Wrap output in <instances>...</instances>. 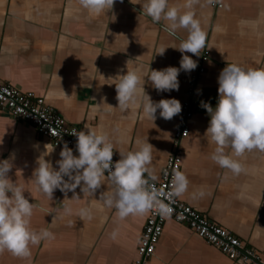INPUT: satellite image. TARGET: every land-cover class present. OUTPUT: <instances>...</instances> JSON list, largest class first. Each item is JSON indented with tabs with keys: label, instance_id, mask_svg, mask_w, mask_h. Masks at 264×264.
Instances as JSON below:
<instances>
[{
	"label": "crops",
	"instance_id": "crops-1",
	"mask_svg": "<svg viewBox=\"0 0 264 264\" xmlns=\"http://www.w3.org/2000/svg\"><path fill=\"white\" fill-rule=\"evenodd\" d=\"M145 2L116 0L106 15L96 16L79 0H0V80L43 96L70 126L107 133L120 158L121 152L135 151L147 141L153 146L149 170L156 179L178 150L179 171L188 180L187 191L178 198L264 258V152L233 157L243 167L239 174L221 168L211 159L217 146L206 134L210 115L202 106L215 108L218 76L227 64L264 69V0H199L191 9L206 33V45L199 56L183 55L202 64L204 71L195 87L189 133L178 145L174 132L179 114L164 120L157 110L152 122L141 108L121 112L116 99L114 79L127 70L143 75L147 68L180 67L182 53L173 47L178 48L188 33L178 29L170 35L162 27L168 21L153 23L143 14ZM185 2L168 0L169 7L181 13L189 10ZM162 46L167 48L160 56L155 51ZM195 70H181L178 90L167 92H158L145 77V92L153 102L176 99L182 106ZM62 148L39 135L29 121L0 108V161L12 164L9 179L22 186L24 197L36 206L31 228L54 234L30 246L27 257L0 253V264H132L147 213L121 220L115 208L104 206L101 194L112 190L107 176L92 196L77 187L66 194L57 189L49 200L36 190L38 159L43 156L58 170ZM225 151L232 154L231 149ZM66 207L71 213H65ZM81 208L90 209L92 219L81 218ZM146 264L239 263L170 216Z\"/></svg>",
	"mask_w": 264,
	"mask_h": 264
},
{
	"label": "clouds",
	"instance_id": "clouds-1",
	"mask_svg": "<svg viewBox=\"0 0 264 264\" xmlns=\"http://www.w3.org/2000/svg\"><path fill=\"white\" fill-rule=\"evenodd\" d=\"M115 2L116 0H79L83 9L96 16L106 15L113 9ZM197 3L199 0H186L183 7L189 10L181 13L179 8L169 7L168 0H146L143 14L153 23L161 24V21L166 20L168 25H161L170 35H175L178 29L185 30L188 35L181 40L178 48L173 47L182 53L179 68H147L143 75L138 70H127L125 75H118L114 79L118 81L115 83V90L121 112L141 108L152 122L157 118V110L164 120H171L181 113V103L176 99L153 102L144 89L145 77L158 92H167L178 90V75L181 70L190 72L196 69L197 62L183 54L199 56L206 45V33L195 18L194 11H191ZM166 48L162 46L155 53L163 56ZM218 85L219 98L215 108L202 103L210 115L206 134L217 146L211 159L221 168L239 174L243 167L233 157H241L253 150L264 152V69H244L236 64H227L218 76ZM72 135L77 137L78 156L73 155L72 149L65 143L59 153L61 159L57 161L58 170L43 156L38 159L33 181L38 192L51 200L57 189L66 194L80 187L83 193L92 196L101 188L107 176L112 190L101 194L100 198L104 206L117 210L121 220L130 215H144L151 211L162 218L171 216L173 210L161 199L162 192L154 183L156 177L149 170L153 149L150 143L145 141L135 151L121 152V159L113 163L114 145L107 133L74 130ZM226 149H231L232 154H228ZM52 151L53 147L46 150L45 155ZM11 168L9 161H0V253L8 251L13 256L23 258L30 255V246L38 245L45 239H53L54 234L46 228L39 232L31 228V217L36 206L24 197V188L9 179ZM149 179L153 183H149ZM187 188V177L176 171L171 191L166 195L176 198L182 196ZM199 195L203 196L204 193L200 192ZM73 198L78 199L75 196ZM64 211L71 213V208L66 207ZM78 214L81 218L92 219L88 208H81ZM112 235L115 238L116 233L113 232Z\"/></svg>",
	"mask_w": 264,
	"mask_h": 264
},
{
	"label": "built area",
	"instance_id": "built-area-1",
	"mask_svg": "<svg viewBox=\"0 0 264 264\" xmlns=\"http://www.w3.org/2000/svg\"><path fill=\"white\" fill-rule=\"evenodd\" d=\"M217 5L220 6L221 4L217 3ZM204 59H206L205 55L202 57V60ZM203 71L204 67L200 64L190 77L187 90L188 97L183 101L182 110L175 125V145H178V142L189 133L188 122L193 114L192 100L195 96L196 83ZM0 108L14 117L29 121L34 125L37 133L50 140L53 146L63 147L66 143L75 156H78L76 150L77 137L72 135V132L81 130L68 125L65 118L47 103L43 96L37 95L33 91L19 90L0 80ZM120 159L113 149V163ZM179 169L180 155L179 151L176 150L167 159L160 178L154 181L155 186L162 192L161 199L173 210L171 217L186 224L196 235L217 247L235 262L239 264H264V258L254 248L243 246L239 237L228 229L182 202L178 197L169 198L166 195L171 191L174 174ZM149 183H153V181L149 179ZM165 219L155 211L147 213L137 247V256L132 264H146L148 258L154 253L162 235Z\"/></svg>",
	"mask_w": 264,
	"mask_h": 264
}]
</instances>
